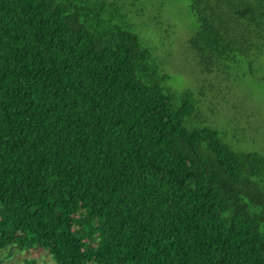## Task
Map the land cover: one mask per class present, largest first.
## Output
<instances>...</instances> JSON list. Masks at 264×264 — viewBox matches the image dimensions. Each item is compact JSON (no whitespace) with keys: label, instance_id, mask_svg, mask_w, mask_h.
Returning <instances> with one entry per match:
<instances>
[{"label":"trees","instance_id":"16d2710c","mask_svg":"<svg viewBox=\"0 0 264 264\" xmlns=\"http://www.w3.org/2000/svg\"><path fill=\"white\" fill-rule=\"evenodd\" d=\"M180 1L186 37L162 1L0 0V249L264 264V150L229 102L264 0ZM176 39L197 87L168 69Z\"/></svg>","mask_w":264,"mask_h":264},{"label":"rangeland","instance_id":"374dc122","mask_svg":"<svg viewBox=\"0 0 264 264\" xmlns=\"http://www.w3.org/2000/svg\"><path fill=\"white\" fill-rule=\"evenodd\" d=\"M160 2L165 3V7L162 11V17L164 19H170L171 23H175L181 28V36L186 37L188 30L191 29L192 20L188 18L185 4L180 0H141V2ZM181 2V3H180ZM168 21V20H167ZM179 30V29H178ZM180 36V38H181ZM182 45L181 41L177 39L174 42L175 53L173 55L174 68L170 64V72L172 77L176 80L178 86H184L189 83L197 82L203 75L198 73V69L195 71L187 61L181 59L182 56H178V48ZM195 71V72H194ZM194 72V73H193ZM239 74L242 75V80L230 81V87L232 93L229 96V102L244 106L237 110V113L241 115V119L244 121L242 127L248 126L246 121L249 117L245 114L249 112L251 123L256 127L257 142L254 146L259 150H264V53L253 63L244 60V63L239 68ZM197 77V78H196ZM197 87V86H196ZM224 111H227L224 109ZM230 114L236 111L234 107L229 108ZM255 137V136H254ZM264 152V151H263ZM0 258L3 260V264H28L29 262H35V264H46L52 261L51 255L42 248H32L26 250H20L17 248L0 249ZM89 264H96L91 262Z\"/></svg>","mask_w":264,"mask_h":264}]
</instances>
